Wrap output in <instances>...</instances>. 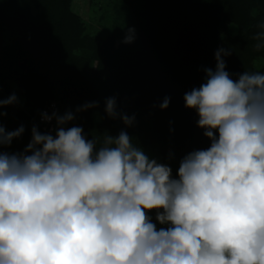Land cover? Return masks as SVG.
I'll return each mask as SVG.
<instances>
[{
	"label": "clouds",
	"instance_id": "1",
	"mask_svg": "<svg viewBox=\"0 0 264 264\" xmlns=\"http://www.w3.org/2000/svg\"><path fill=\"white\" fill-rule=\"evenodd\" d=\"M231 54L219 48L215 69L184 94L210 146L186 154L175 176L126 131L88 139L81 126L66 127L71 110L43 113L54 134L34 125L23 152L2 149L24 126L8 131L0 122V264H264V73L234 79L224 59ZM18 102L15 93L0 98V109ZM105 105L108 117L134 124L115 97Z\"/></svg>",
	"mask_w": 264,
	"mask_h": 264
},
{
	"label": "trees",
	"instance_id": "2",
	"mask_svg": "<svg viewBox=\"0 0 264 264\" xmlns=\"http://www.w3.org/2000/svg\"><path fill=\"white\" fill-rule=\"evenodd\" d=\"M69 1L0 0V34L5 28L22 31L28 47L33 45L41 52L30 59V52L23 47L30 64L28 74L33 73V78L27 76L24 88L42 86L37 75L46 72L49 64L64 65L67 73L45 87L47 92L52 85L62 89V104L56 103L59 114L69 110L75 114L67 127L81 126L88 139H102L105 132L116 136L123 130L133 137L137 147L157 145L174 176L186 154L210 146L203 135L204 129L197 126L196 111L185 107L183 97L204 82L205 68L215 69V52L221 47L231 49L232 54L224 59L226 71L234 79L244 71L264 73V68L255 70L252 66L254 59L264 53V48L255 49L257 41L253 38L261 31L259 25L264 23V0H208L205 3L152 0L157 6L148 11L145 5L139 15L141 21L151 14L156 19L152 20V32L148 35L140 29L132 44L121 48L119 55L110 56L111 59L106 56L111 52V44L99 49L95 67H90L89 60L71 55L73 49H83L82 44L88 41L81 38V26L78 18L69 12ZM229 26L236 28L233 36L227 34ZM222 34L224 38L218 40ZM15 45L20 47L21 41ZM131 49L136 52H130ZM143 50L149 52L148 56L145 57ZM108 67L115 68V77L105 74ZM4 88L0 85V98L7 92ZM46 97L48 93L43 98H28L24 107L14 114L13 106L0 109L7 113L0 122L8 131L21 125L25 128L22 136L3 151L23 152L31 141L34 125L43 133L37 118L41 109L52 102H46ZM110 97L116 98L118 112L135 116L131 127L119 118L108 117L105 101ZM165 97L170 98L169 107L161 110L159 105ZM91 102H98V107L76 112L78 107Z\"/></svg>",
	"mask_w": 264,
	"mask_h": 264
},
{
	"label": "rangeland",
	"instance_id": "3",
	"mask_svg": "<svg viewBox=\"0 0 264 264\" xmlns=\"http://www.w3.org/2000/svg\"><path fill=\"white\" fill-rule=\"evenodd\" d=\"M208 0H193L194 3H205ZM156 1L152 0H70L69 1V12L73 16L77 17L81 26V38L87 39L84 44L83 49H73L71 55L77 58H82L84 61L89 60L90 67H95L98 62L95 58L99 56V49L104 48L108 45L110 51L108 56L119 55L121 48L130 46L132 43H124V39L128 34L129 28H134V36L141 31H145L148 35L152 32L153 21L156 20L152 14L146 16L144 21H141L139 15L143 11L146 5L147 10L154 9L156 7ZM156 5V6H155ZM159 7V6H158ZM27 11V10H26ZM228 28V35H234L236 28L234 26L226 27ZM225 29V28H224ZM21 36V39H19ZM224 34L220 35L218 40L224 38ZM24 32H16V29H3L0 34V85L5 87L7 91L4 93L3 98H8L11 94L15 93L18 98V103L13 106L12 114H14L18 109L23 108L28 98L39 99L46 97L47 101H52L55 103H61V92L62 89L56 85L49 92L46 89L47 83L52 82V80L60 78L61 74H66L67 71L62 65L61 67H56L55 65H48L45 71H41L40 76L37 75V81L41 85L34 87L24 88L27 82V76L33 78V73L28 74L29 59L24 54L23 47L27 48L30 52V59L38 57L41 52L31 45L28 47V42L25 43ZM23 38V39H22ZM141 39V37H140ZM21 41V46H13L16 42L19 44ZM24 43V44H23ZM87 45V47H85ZM92 47V50H91ZM35 48V49H34ZM90 50L88 51V49ZM144 51V50H143ZM130 52H136L135 49H131ZM149 52L144 51L145 57L148 56ZM156 56H159L156 53ZM113 65L112 61H110ZM118 64L122 65L120 60H117ZM124 64V63H123ZM32 65V64H31ZM114 66V65H113ZM252 66L255 70H260L264 68V53L259 57L255 58L252 62ZM108 77H115L117 72L115 68L108 67L105 71ZM35 85V82L32 84ZM41 88V89H40ZM42 90V92H40ZM32 95V96H29ZM65 111H63V114ZM35 119V118H34ZM35 121V120H34ZM67 127V125H66ZM142 150L150 157L157 159L158 162L165 163V156L160 154V150L157 145H146L142 147ZM153 222H156L155 219ZM157 227H164L159 225Z\"/></svg>",
	"mask_w": 264,
	"mask_h": 264
},
{
	"label": "built area",
	"instance_id": "4",
	"mask_svg": "<svg viewBox=\"0 0 264 264\" xmlns=\"http://www.w3.org/2000/svg\"><path fill=\"white\" fill-rule=\"evenodd\" d=\"M53 111H57L59 113V108L55 102H49L41 109L38 115L37 125L39 126V128L41 129L43 133L51 132L52 134H54L55 132V121L48 123V122L43 121L42 119L43 113L46 112L50 115ZM149 215H151L152 217H155V211L150 212Z\"/></svg>",
	"mask_w": 264,
	"mask_h": 264
}]
</instances>
